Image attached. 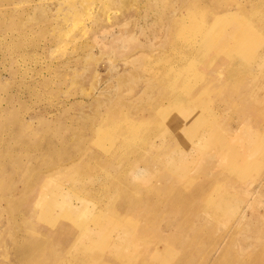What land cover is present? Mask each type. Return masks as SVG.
Listing matches in <instances>:
<instances>
[{
    "label": "rangeland",
    "instance_id": "rangeland-1",
    "mask_svg": "<svg viewBox=\"0 0 264 264\" xmlns=\"http://www.w3.org/2000/svg\"><path fill=\"white\" fill-rule=\"evenodd\" d=\"M0 264H264V0H0Z\"/></svg>",
    "mask_w": 264,
    "mask_h": 264
},
{
    "label": "bare ground",
    "instance_id": "bare-ground-1",
    "mask_svg": "<svg viewBox=\"0 0 264 264\" xmlns=\"http://www.w3.org/2000/svg\"><path fill=\"white\" fill-rule=\"evenodd\" d=\"M161 114V113H160ZM256 116V115H255ZM177 131V130H176ZM191 144V143H190ZM180 150V149H179ZM249 152H251V151H249ZM243 158V157H242ZM171 159V158H170ZM191 161V160H190ZM177 164V163H176ZM182 174V173H181ZM195 185V184H194ZM203 187H206V186H203ZM199 188V187H198ZM198 190V189H197ZM127 190H125V192H126ZM203 191H204V188H203ZM124 193V192H123ZM122 193V194H123ZM128 193V192H127ZM205 193H206V190H205ZM120 198H122V197H120ZM123 198H125V197H123ZM210 198V197H209ZM212 201V200H211ZM208 202V201H207ZM213 202V201H212ZM221 207V206H220ZM220 211V210H219ZM34 213H35V211H33ZM42 238V237H41ZM43 239V238H42ZM80 240V239H79ZM87 240V239H86ZM86 242V241H85ZM84 242V243H85ZM82 243V242H81ZM35 245V244H34ZM24 247H25V245H24ZM20 248V247H19ZM22 248H23V246H22ZM21 250V249H20ZM25 250V249H24ZM23 251V250H22ZM28 255V254H27ZM26 257H28V256H26ZM24 258V257H23ZM126 259V258H125Z\"/></svg>",
    "mask_w": 264,
    "mask_h": 264
}]
</instances>
